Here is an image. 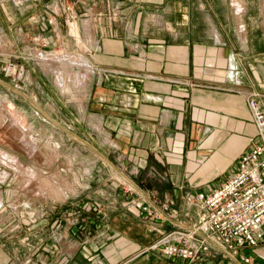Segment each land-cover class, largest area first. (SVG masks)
I'll list each match as a JSON object with an SVG mask.
<instances>
[{
	"label": "crops",
	"instance_id": "obj_1",
	"mask_svg": "<svg viewBox=\"0 0 264 264\" xmlns=\"http://www.w3.org/2000/svg\"><path fill=\"white\" fill-rule=\"evenodd\" d=\"M33 52L40 63L22 57ZM0 53L16 55L28 75L16 84L0 70V126L24 152L8 148V158L33 155L38 117L58 131L52 139L88 141L104 164L89 168L88 194L31 217L21 244L17 226L0 233V264H187L153 243L195 219L182 190L233 171L260 141L240 92L261 94L264 110V0H0ZM55 60L71 93L54 87ZM9 167L0 198L16 177ZM102 185L113 193L101 201L91 190ZM139 197L161 217L134 209ZM246 252L264 264V243ZM195 264L233 263L211 251Z\"/></svg>",
	"mask_w": 264,
	"mask_h": 264
},
{
	"label": "built area",
	"instance_id": "obj_2",
	"mask_svg": "<svg viewBox=\"0 0 264 264\" xmlns=\"http://www.w3.org/2000/svg\"><path fill=\"white\" fill-rule=\"evenodd\" d=\"M64 10L69 13L68 19H72L71 6L65 5ZM25 57L30 59L31 55ZM2 69L10 75L13 73L16 79L26 77L22 65L9 63ZM240 93L245 97L260 141L239 155L232 174L219 185L188 194L187 200L196 208L195 219L189 226L174 222L182 228L162 233L153 243L162 254L182 259L187 264H195L211 251L233 264H263L246 252L264 243L263 102L258 92ZM133 207L151 218L161 217L145 198L136 199Z\"/></svg>",
	"mask_w": 264,
	"mask_h": 264
},
{
	"label": "rangeland",
	"instance_id": "obj_3",
	"mask_svg": "<svg viewBox=\"0 0 264 264\" xmlns=\"http://www.w3.org/2000/svg\"><path fill=\"white\" fill-rule=\"evenodd\" d=\"M9 54L10 53H1L0 70L3 75L16 84L28 82L26 68L21 63H17L12 60L16 58L14 57L16 55L12 54L11 56H8ZM4 57H6V60H3ZM22 57L25 58V56ZM30 59L33 60L31 61L33 63H40L41 61L40 56H38V52H33ZM9 63L13 65H22L26 73V77L16 79L13 73L11 75L6 73L2 68L7 66ZM49 63H51V68L55 71L51 77L54 87L58 90H66L68 86L69 91L67 90L66 92L71 93V87L63 78L64 73L62 63L56 60L49 61ZM64 67L67 70V65H64ZM0 94H3L2 91ZM3 111L2 106H0V121L4 116ZM29 127L31 128V126ZM5 130V127L0 126V171H6L7 167H9L8 165H10L9 168H11V170H16V177L15 180L11 182L12 187L2 189L0 198V233H2L1 239L4 240V234L7 235L10 229L17 226L13 233L17 234L18 244H21V239L24 237L26 228H29L31 224L36 223H28L31 217L32 219L37 218L39 220L42 212L46 211V209L49 211L54 210L55 207L52 205H55V201L53 200L57 198L62 199L68 196H73L74 194L75 196L88 194L89 189L84 187H86L85 185L89 182V168L95 166L104 167V164L102 159L100 157L97 158L94 151L90 149L87 140V143H76L72 142V140H64V142H62V140L52 139L59 136L58 131L53 126L50 124L48 125L44 120L38 117L33 120V127L30 132L33 140L29 143V147H32L33 155L30 157L22 156L19 157L18 160H12L8 158V148H16L17 152H20V154H23L24 152L19 151L20 148L18 144L16 145L15 143H11L6 140L3 134ZM46 130H48V133H46ZM17 131H20V127L17 128ZM96 144V146L101 145L99 141ZM92 145L94 146V144ZM30 148L28 149L29 153ZM97 150L98 152L102 151L100 149ZM72 166L76 167L75 171L79 173V180H74L73 173L68 172V169L72 168ZM99 172L97 173L98 175L96 176V179L111 176V174L106 176V174L103 173L104 171L102 173ZM231 174V169H228L227 173L220 178L219 176H216L212 180H209L206 184L200 185L202 186L201 189L208 191L210 188L219 185L222 182L220 180L227 178V176H230ZM5 175L7 174L5 173ZM91 177H95L94 174H92ZM113 181L117 182V179L115 178ZM77 183H79V186H77ZM154 183L155 182H153V184ZM107 189H105L102 185L101 189L98 188L97 191L91 190V192H94L98 200L102 201L105 199L104 197H111L110 194L113 193L112 188ZM151 190L157 198L158 194L156 191L158 190L156 188ZM193 191L196 190L194 189ZM190 192L192 191L189 189L182 190L180 200L189 202L187 200V196ZM168 197H171L170 193H168ZM47 199L49 204L46 205L45 200ZM174 204H176V206L172 205L173 208L175 211L177 210V212L181 213V215H186V213L192 212L188 210L187 206L183 209L184 206H179L176 202Z\"/></svg>",
	"mask_w": 264,
	"mask_h": 264
}]
</instances>
